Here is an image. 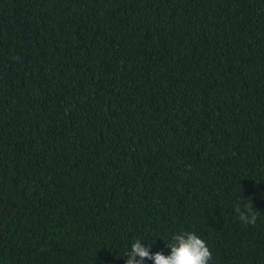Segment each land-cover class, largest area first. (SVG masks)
Masks as SVG:
<instances>
[{
    "label": "trees",
    "instance_id": "1",
    "mask_svg": "<svg viewBox=\"0 0 264 264\" xmlns=\"http://www.w3.org/2000/svg\"><path fill=\"white\" fill-rule=\"evenodd\" d=\"M181 231L264 264V0H0V264Z\"/></svg>",
    "mask_w": 264,
    "mask_h": 264
},
{
    "label": "clouds",
    "instance_id": "2",
    "mask_svg": "<svg viewBox=\"0 0 264 264\" xmlns=\"http://www.w3.org/2000/svg\"><path fill=\"white\" fill-rule=\"evenodd\" d=\"M238 220L245 225H254L257 221L256 212L251 203L241 208L235 207ZM172 242L167 244L171 248L168 256L162 253L151 254L141 240H136L125 253V264H143L145 259L153 260L154 264H209L212 251L205 240L192 231H181L173 234ZM151 245H149L150 247ZM136 257L140 259L137 260Z\"/></svg>",
    "mask_w": 264,
    "mask_h": 264
}]
</instances>
